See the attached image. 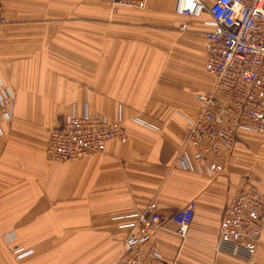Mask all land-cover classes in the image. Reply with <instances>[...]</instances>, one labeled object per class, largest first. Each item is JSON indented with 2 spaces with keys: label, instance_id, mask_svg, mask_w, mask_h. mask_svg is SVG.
Here are the masks:
<instances>
[{
  "label": "crops",
  "instance_id": "obj_1",
  "mask_svg": "<svg viewBox=\"0 0 264 264\" xmlns=\"http://www.w3.org/2000/svg\"><path fill=\"white\" fill-rule=\"evenodd\" d=\"M0 1L8 19L0 25V94L15 93L13 118L0 126V264H127L133 214L151 201L163 217L150 242L162 254L155 264H264V230L254 263L215 248L243 176L253 170L264 190V136L237 143L216 176L179 163L195 95L215 85L205 55L203 64L200 54L197 63L180 57H191L199 40L205 52L208 13L184 16L176 0H148L111 34L99 26L106 13L99 0ZM183 23L180 41L173 26ZM85 108L121 116L126 142L50 161L51 129ZM190 201L196 215L182 237L172 215ZM11 245L29 253L17 257Z\"/></svg>",
  "mask_w": 264,
  "mask_h": 264
},
{
  "label": "built area",
  "instance_id": "obj_2",
  "mask_svg": "<svg viewBox=\"0 0 264 264\" xmlns=\"http://www.w3.org/2000/svg\"><path fill=\"white\" fill-rule=\"evenodd\" d=\"M110 1L144 8L148 0ZM175 12L184 16L201 17L204 13L210 16L203 31L205 67L213 75L215 85L212 91L195 95L199 108L188 117L179 163L186 170L213 174L222 170L238 129L264 132V0H215L211 5L204 0H176ZM3 22L0 5V24ZM1 90L0 126L13 118L14 100L9 87ZM115 139L127 140L123 118L111 120L85 108L81 115L71 113L61 117L51 129L47 157L50 161L64 162L89 156L105 151L107 144ZM195 209L196 203L192 201L173 214L180 236L187 235ZM225 211L216 251L253 261L264 226V191L251 184L241 185ZM133 218L123 241L126 263L154 264L161 253L150 242L163 227L157 203L151 201L143 211L134 213ZM10 251L17 257L29 253L17 245H11Z\"/></svg>",
  "mask_w": 264,
  "mask_h": 264
},
{
  "label": "rangeland",
  "instance_id": "obj_3",
  "mask_svg": "<svg viewBox=\"0 0 264 264\" xmlns=\"http://www.w3.org/2000/svg\"><path fill=\"white\" fill-rule=\"evenodd\" d=\"M101 3H100V7H105V12L106 13H103L102 15L104 16V18H102L101 17V14H100V23H99V26H100V28H103V29H109V31H111V34H113V32H112V30L113 29H118V28H120V27H124L123 25L124 24H126L127 23V21H128V19H127V15H125V14H128V13H130V14H133V13H140V12H145L146 10H147V7H148V1H147V3H146V5H145V7L144 8H142V7H137V5H135V4H123V3H121V2H113V1H110V0H99ZM0 5L2 6V9H3V5H2V3H1V1H0ZM3 15H4V13H3ZM130 16H132V15H130ZM4 18H5V22H3V23H1L0 25H4V24H6L7 22H8V19H7V17L4 15ZM184 21V20H183ZM182 21V22H183ZM153 22V21H152ZM183 24H186L187 25V23H183ZM183 24L181 25V27H179V25L177 26V28L176 27H174L173 26V28L175 29V30H177L178 31V35L180 36L179 37V40L181 41V39H182V37L184 36V32L185 31H182L183 29L185 30L187 27H188V25L185 27V28H183L182 26H183ZM133 25H135V26H138L137 24H133ZM141 26H144V24L143 25H141ZM146 27H152L151 25H146ZM115 31V30H114ZM106 32V30L103 32V33H105ZM120 34H122L121 32H119ZM103 35V34H102ZM181 43V42H180ZM202 42H201V40H199L198 41V45L196 46V49L194 50H190L191 51V57H189L187 54L186 55H184V56H181L180 55V57H182L183 59H188V60H192V61H194L195 63H197L196 62V58L194 57V55H201V63L203 64V62H204V60H203V57H204V55H205V52H204V49H203V47H202ZM189 51V52H190ZM186 57V58H185ZM200 59H199V62H200ZM197 65V64H196ZM197 70V69H196ZM195 70V71H196ZM200 71V70H199ZM199 73V72H198ZM215 80V79H214ZM10 88V87H9ZM11 89V88H10ZM12 90V89H11ZM12 92H13V94H14V100H13V110H14V105H15V93H14V91L12 90ZM197 101V100H196ZM198 102V101H197ZM198 105H199V102H198ZM198 108H199V106H198ZM198 108L196 109V111L198 110ZM195 111V112H196ZM187 127H188V124H187ZM186 127V128H187ZM187 131V130H186ZM248 135H259V136H264V132H261V131H258V130H255V129H245V128H243V129H238L236 132H235V141H234V144H233V147H232V151L230 152V154H229V156H225V158H224V160L226 161L225 162V164H224V166H223V168H222V170L221 171H219V172H216V173H213V174H209V173H207L205 170H203V172L204 173H207V175H209V176H216L217 174H219V173H221L224 169H225V167H226V164L228 163V161L230 160V158H231V155H232V152H233V149H234V146L237 144V143H243V142H245L246 141V139H247V136ZM250 138V137H249ZM252 171V172H251ZM202 172V171H201ZM253 173L255 174V172L253 171V170H249V172L247 173V174H245L244 176H243V180L236 186V189H235V192L233 193V195L231 196V198H230V200H229V203H228V205H227V207L230 205V203H231V200H232V198L234 197V194L236 193V190L241 186V185H243V184H251V185H254V186H256L259 190H262V191H264L263 189H261V187H259L258 186V184L254 181L255 180V178L253 177ZM190 202H192V201H190ZM189 202V203H190ZM188 203V204H189ZM196 203V202H195ZM227 209V208H226ZM225 209V210H226ZM225 212L226 211H224V213H223V215H222V218H223V216H224V214H225ZM195 215H196V209H195ZM195 215H194V218H195ZM173 216V215H172ZM194 218H193V220H194ZM221 218V219H222ZM191 226V225H190ZM220 226V225H219ZM263 230H264V226H263ZM263 230H262V233H263ZM177 231V230H176ZM218 231H219V229H218ZM262 233H261V235H260V241H261V237H262ZM183 237V236H182ZM185 237V236H184ZM218 239V238H217ZM260 241H259V244H260ZM217 243V242H216ZM18 246V245H17ZM258 251V250H257ZM218 252V251H217ZM223 253V252H222ZM257 253V252H256ZM227 254V253H226ZM229 255V254H228ZM232 256V255H231ZM255 256H256V254H255ZM255 256H254V258H253V261H248V260H246V259H242V260H244V261H247V262H249V263H254V259H255ZM234 257V256H233ZM161 258H162V254H161ZM160 258V259H161ZM159 259V260H160ZM155 264V263H154Z\"/></svg>",
  "mask_w": 264,
  "mask_h": 264
}]
</instances>
